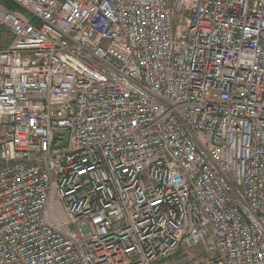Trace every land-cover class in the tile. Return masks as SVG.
I'll use <instances>...</instances> for the list:
<instances>
[{
  "label": "built area",
  "instance_id": "built-area-1",
  "mask_svg": "<svg viewBox=\"0 0 264 264\" xmlns=\"http://www.w3.org/2000/svg\"><path fill=\"white\" fill-rule=\"evenodd\" d=\"M0 264H264V0H0Z\"/></svg>",
  "mask_w": 264,
  "mask_h": 264
}]
</instances>
